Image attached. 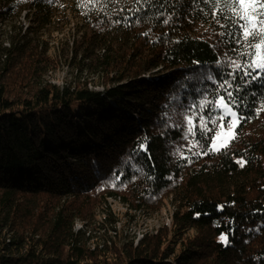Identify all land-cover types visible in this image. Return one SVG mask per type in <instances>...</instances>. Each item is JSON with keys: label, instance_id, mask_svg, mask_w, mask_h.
Here are the masks:
<instances>
[{"label": "trees", "instance_id": "16d2710c", "mask_svg": "<svg viewBox=\"0 0 264 264\" xmlns=\"http://www.w3.org/2000/svg\"><path fill=\"white\" fill-rule=\"evenodd\" d=\"M229 17L223 0H0V264H264V83L238 94L226 149L184 138L189 105L247 59ZM63 63L102 89L48 81ZM109 198L170 204L171 224L136 243Z\"/></svg>", "mask_w": 264, "mask_h": 264}, {"label": "snow or ice", "instance_id": "6c2138e0", "mask_svg": "<svg viewBox=\"0 0 264 264\" xmlns=\"http://www.w3.org/2000/svg\"><path fill=\"white\" fill-rule=\"evenodd\" d=\"M223 3L235 27V32L228 33V35L235 40L236 44L244 42V47L249 50L239 53L241 57H247L243 62L229 58L228 63L231 70L226 75L230 79H223L219 84L214 100L200 99L188 107V114L184 117L187 125L185 139L188 136L196 137L197 129L201 137L206 131L214 132L203 154L213 151L220 152L236 139V129L249 118L240 111L242 105L245 107L247 105L244 104L245 97L238 94L253 82L264 83L262 80L264 77V0H223ZM167 22L166 19L164 23ZM232 50L236 51L235 48ZM237 76L242 83H235ZM221 92L223 94H220ZM261 110H264V104L261 105ZM205 111L207 115L204 114ZM256 115H259V112ZM225 121H227L226 125ZM209 124L214 127L208 128ZM199 145L198 139L193 142V146ZM144 147L141 145V148ZM240 163L242 165V162ZM220 240L227 244L228 238L226 235H221Z\"/></svg>", "mask_w": 264, "mask_h": 264}, {"label": "rangeland", "instance_id": "374dc122", "mask_svg": "<svg viewBox=\"0 0 264 264\" xmlns=\"http://www.w3.org/2000/svg\"><path fill=\"white\" fill-rule=\"evenodd\" d=\"M26 22L25 16H23L21 19V24L24 27L27 26ZM71 38L68 40L69 43ZM51 44L53 45V43ZM47 80L59 87L87 86L89 89L93 90H101L102 87L99 84L104 82L99 78L97 73L94 74L89 70L81 71L76 67V65L70 66L67 63L55 66V68L49 74ZM107 204L106 210L111 211L114 214L116 213L120 219L116 224V229H124L127 237L136 238V243L142 239L146 233H153L164 224L167 226H170L171 224V215L173 210L172 207H170V204L166 205L160 212L156 214H148L130 210L127 206H124L119 199L109 198ZM82 228L83 224L78 223L75 230L79 231Z\"/></svg>", "mask_w": 264, "mask_h": 264}]
</instances>
